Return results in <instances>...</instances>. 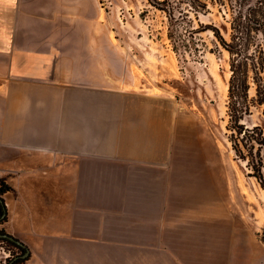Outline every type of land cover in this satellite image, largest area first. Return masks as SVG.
<instances>
[{
    "label": "crops",
    "instance_id": "1",
    "mask_svg": "<svg viewBox=\"0 0 264 264\" xmlns=\"http://www.w3.org/2000/svg\"><path fill=\"white\" fill-rule=\"evenodd\" d=\"M79 1L0 0L2 227L26 264H264L176 168L173 112L61 56L53 35Z\"/></svg>",
    "mask_w": 264,
    "mask_h": 264
},
{
    "label": "rangeland",
    "instance_id": "2",
    "mask_svg": "<svg viewBox=\"0 0 264 264\" xmlns=\"http://www.w3.org/2000/svg\"><path fill=\"white\" fill-rule=\"evenodd\" d=\"M75 3L67 23L53 35L61 43V56L75 61L71 69L95 75L100 87L155 98L167 117L172 111L176 168L195 171L199 185L213 188L215 212L229 213L222 224L224 234L244 237L246 251L254 241L264 247V147L261 182L248 161L237 157L229 139L230 54L214 32L199 34V51H176L168 38L166 14L149 0ZM221 8L210 2L200 23L219 27L229 39L231 24ZM242 122L264 130L263 106H253ZM2 225L0 233L6 232ZM22 254L14 243L0 239V264Z\"/></svg>",
    "mask_w": 264,
    "mask_h": 264
},
{
    "label": "trees",
    "instance_id": "3",
    "mask_svg": "<svg viewBox=\"0 0 264 264\" xmlns=\"http://www.w3.org/2000/svg\"><path fill=\"white\" fill-rule=\"evenodd\" d=\"M149 2L166 14L168 38L176 51L180 49L199 51L201 40L199 34L211 29L219 45L229 52L231 66L227 126L230 131L229 139L237 157L248 161L255 176L262 182L261 151L264 147V130L260 126L246 127L242 121L251 114L253 106H263L264 113V0H149ZM210 2L222 6L224 18L231 24L229 39L222 34L219 27L205 26L200 23V14L209 10ZM196 20L198 25L195 24ZM223 28L229 32L226 24ZM252 88H255L253 96ZM6 190L8 186L2 182L0 187L1 224L7 219V207L2 197ZM11 242L23 253L28 249L24 243V246H21L14 241ZM14 259L7 264H24L30 259V255L26 259L20 257Z\"/></svg>",
    "mask_w": 264,
    "mask_h": 264
},
{
    "label": "water",
    "instance_id": "4",
    "mask_svg": "<svg viewBox=\"0 0 264 264\" xmlns=\"http://www.w3.org/2000/svg\"><path fill=\"white\" fill-rule=\"evenodd\" d=\"M0 238L9 239V240H11V241L16 242L17 244H19V245H21V246H24V244H23L20 240H17L15 237L10 236V235H8V234L0 233ZM29 255H30V252H29V249H27L25 253H23L22 255H19V256L15 257V259H17V258H19V257H20V258H23V259H26L27 257H29ZM15 259H14V260H15ZM12 262H13V260H12Z\"/></svg>",
    "mask_w": 264,
    "mask_h": 264
}]
</instances>
